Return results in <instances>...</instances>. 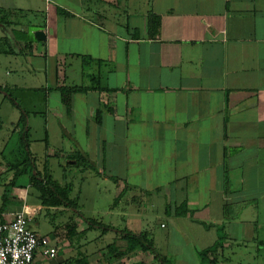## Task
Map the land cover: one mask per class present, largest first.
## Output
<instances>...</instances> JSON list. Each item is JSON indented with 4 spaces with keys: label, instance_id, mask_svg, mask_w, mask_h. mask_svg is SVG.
I'll return each mask as SVG.
<instances>
[{
    "label": "crops",
    "instance_id": "0c3cea01",
    "mask_svg": "<svg viewBox=\"0 0 264 264\" xmlns=\"http://www.w3.org/2000/svg\"><path fill=\"white\" fill-rule=\"evenodd\" d=\"M0 7L12 17L2 23L10 34H0V54L39 58L31 73L50 71L51 81L23 87L8 65L0 93L42 94L43 103L10 98L14 120L1 115L0 132L23 127L26 113L41 175L71 191V173L99 179L115 197L108 212L116 220L106 222L80 203L43 205L29 174L6 194L13 174L4 157L20 143L0 134V222L32 211L31 228L58 248L45 264H157L151 252L130 249L127 230L165 244L155 248L175 264H192L217 240V228L203 223H225L228 242L256 234L247 209L264 194V0H0ZM151 13L161 18L156 36ZM60 87L81 88L69 110ZM74 192L80 199L83 187ZM153 194L166 202L149 219L142 202ZM45 210L62 219L44 226L36 216Z\"/></svg>",
    "mask_w": 264,
    "mask_h": 264
},
{
    "label": "rangeland",
    "instance_id": "374dc122",
    "mask_svg": "<svg viewBox=\"0 0 264 264\" xmlns=\"http://www.w3.org/2000/svg\"><path fill=\"white\" fill-rule=\"evenodd\" d=\"M9 20L12 19L11 16H8ZM42 21V17L38 16L33 20L34 23H40ZM10 27L3 25L2 22H0V34H6L9 35L7 31ZM36 51L43 52L44 46L43 43H36L35 47ZM42 63V60L39 58H36L31 61L29 58L25 57L23 54L18 55H6V54H0V82L3 77V72H5L6 67L10 64L14 67H10L12 69L18 70L19 76H17V80L23 87H30V86H36V87H46L47 84H50V71L47 73L41 72L37 74H32L31 70L34 67L40 66ZM31 69V70H30ZM72 73V70L68 69V74L70 75ZM44 91V90H43ZM4 95V94H3ZM0 93V119L1 115H3L4 120H14V110L17 109L16 105L12 102L10 98L16 97L18 100H14L15 102H18L19 100H22L24 102V105L27 106V97L29 96L32 99H37L36 103L39 104L43 103L40 99L42 97V94H32L28 92H22L18 90L10 91V95L8 98L4 97ZM5 99V100H4ZM56 98H53V101ZM18 111H20L18 109ZM21 112V111H20ZM1 121V120H0ZM1 124V123H0ZM16 130H13L10 134L8 133L7 129H3L0 134L6 135L5 137H9V140L11 141V146L16 143H21L22 137H23V127L20 128L15 127ZM28 129V128H27ZM39 129V128H38ZM40 130V129H39ZM40 133L37 132L34 134L35 136H38ZM8 134V136H7ZM8 139H6L7 142ZM54 177L59 179L61 178L60 171L58 168H55L53 170ZM72 175L68 178V181H72L74 183V186L72 187V191L69 192V197L71 201H73L72 210L78 206L80 203L83 205L82 212L86 215H88L92 210H95L99 217L103 218L107 221H115L116 215H111L108 211L110 210L109 207L111 204H113L115 197H113V191L111 185H108L107 182L101 181V180H87L80 182V177L75 175V173H71ZM93 179H96L93 177ZM2 179H0L1 181ZM18 181H26L27 177H21L17 179ZM62 180V179H60ZM81 183V184H80ZM60 185L64 187L63 183L60 181ZM82 186L83 187V193L80 196V199H76V193L74 191L75 188ZM71 189V187H70ZM34 195H39L40 192L38 190H35ZM41 199V197L39 196ZM144 197H139L137 200L143 199ZM256 202L255 206H253L251 209L248 210V215H255L253 218L255 228L257 229L256 234L253 233V237L248 238V235L245 233H238V238L236 240H231L228 242L230 244L229 247H225L223 255L219 258L217 264H264V194L256 195ZM166 202V200L163 198V196L159 195L156 196L153 194V196L147 197L142 202V210L148 212V218L155 216V213L158 210L162 209V203ZM75 205V206H74ZM94 207V208H93ZM101 215V216H100ZM103 216V217H102ZM164 218L162 221H165L168 219L165 215H163ZM244 219H246L247 215H244ZM36 219H38L39 222H42L44 226L49 225V223L54 222H60L62 219V216L57 213L55 210H45L42 214H39L36 216ZM156 221V220H155ZM35 222V220H34ZM150 227H153L154 229H160V223L151 222ZM54 225V224H53ZM236 228L237 225H234ZM153 238V235L150 234ZM149 236V235H148ZM252 236V235H251ZM149 240V239H148ZM153 240V239H152ZM229 240V238H228ZM148 242L152 243L154 246H159L160 249L165 250V244H161L158 241V245L155 240L152 242L149 240ZM196 260H193L192 258V264H199L200 259L198 254L194 256ZM189 261L191 262V259L189 258Z\"/></svg>",
    "mask_w": 264,
    "mask_h": 264
},
{
    "label": "trees",
    "instance_id": "16d2710c",
    "mask_svg": "<svg viewBox=\"0 0 264 264\" xmlns=\"http://www.w3.org/2000/svg\"><path fill=\"white\" fill-rule=\"evenodd\" d=\"M62 13V11L60 10ZM8 11L4 8L0 7V22L3 24H10L11 20L8 18ZM21 20V17H19ZM19 23V21H18ZM161 25V18L159 15L151 13L148 17V31L150 35L156 36L159 32V28ZM3 44L0 45V52H5L3 49ZM79 87H60V90L63 95V102L67 106L68 110L72 105V96L75 92L80 90ZM0 90L3 88L0 86ZM7 91V90H6ZM26 113L22 116L21 123L23 124V137L20 145H18L17 149L13 151L10 155H5L4 164L9 167V171L13 174L12 180L7 185V193L11 190L12 186H15L17 179L20 176L29 174L31 176V180L34 185L38 188L40 192L39 196L41 197V201L43 205L46 206H57L60 203H70L71 201L69 197L70 189L68 187H63L60 183L54 181L49 176H43L42 173L36 168V163L34 157H32V153L29 150V141L27 137V118ZM37 171L36 174L33 171ZM2 179V177L0 178ZM118 181V179H115ZM9 186V187H8ZM5 199H7V195H5ZM186 208V207H185ZM189 210L186 208L184 212L181 211L178 215L186 214ZM206 227H216L218 231L217 240L210 246L199 250L198 256L201 260L199 264H217L219 258L223 255L226 243L228 241V233L226 232V224H214V223H203ZM124 237L127 239V242L130 246V249L134 250L135 248H139L144 252H151L155 258L157 259V264H175L170 261L166 256L162 257L160 253L157 251L155 246L148 242L149 240L152 242L147 235V232L141 234H135L132 231H125ZM149 239V240H148Z\"/></svg>",
    "mask_w": 264,
    "mask_h": 264
},
{
    "label": "built area",
    "instance_id": "2783aa9c",
    "mask_svg": "<svg viewBox=\"0 0 264 264\" xmlns=\"http://www.w3.org/2000/svg\"><path fill=\"white\" fill-rule=\"evenodd\" d=\"M31 214L25 207L0 222V264H45L58 255V248L31 228Z\"/></svg>",
    "mask_w": 264,
    "mask_h": 264
},
{
    "label": "water",
    "instance_id": "95a60500",
    "mask_svg": "<svg viewBox=\"0 0 264 264\" xmlns=\"http://www.w3.org/2000/svg\"><path fill=\"white\" fill-rule=\"evenodd\" d=\"M35 36L38 38V39H45L46 38V35L44 33L43 30H37L35 32Z\"/></svg>",
    "mask_w": 264,
    "mask_h": 264
}]
</instances>
